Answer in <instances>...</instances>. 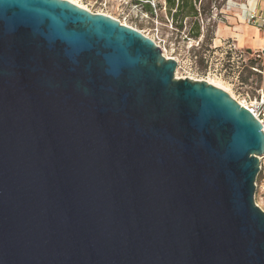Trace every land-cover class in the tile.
I'll return each mask as SVG.
<instances>
[{
  "label": "water",
  "instance_id": "95a60500",
  "mask_svg": "<svg viewBox=\"0 0 264 264\" xmlns=\"http://www.w3.org/2000/svg\"><path fill=\"white\" fill-rule=\"evenodd\" d=\"M70 0H0V264H264L260 122Z\"/></svg>",
  "mask_w": 264,
  "mask_h": 264
},
{
  "label": "rangeland",
  "instance_id": "374dc122",
  "mask_svg": "<svg viewBox=\"0 0 264 264\" xmlns=\"http://www.w3.org/2000/svg\"><path fill=\"white\" fill-rule=\"evenodd\" d=\"M75 1L92 12L106 13L151 38L165 57L177 61L174 78L220 81L218 85L234 98H238L244 89L252 91L264 83V75L251 70L249 61L237 57L230 60L228 41L215 35L217 25L226 21L227 15L236 13L230 5L239 0H198L195 4L198 15L184 17L182 26L179 25L180 15L177 21H172L165 0H150L151 11L146 10V0L137 3L135 0ZM197 26L199 32L195 36ZM261 165L264 168V160ZM261 176V172L256 176L254 201L264 210V180H260Z\"/></svg>",
  "mask_w": 264,
  "mask_h": 264
},
{
  "label": "crops",
  "instance_id": "0c3cea01",
  "mask_svg": "<svg viewBox=\"0 0 264 264\" xmlns=\"http://www.w3.org/2000/svg\"><path fill=\"white\" fill-rule=\"evenodd\" d=\"M230 6L235 8L236 13L227 15L226 21L217 25L216 37L226 39L244 52H261L264 60V0H239ZM246 9L257 12L261 19L248 22L244 16ZM260 180H264V177L261 176Z\"/></svg>",
  "mask_w": 264,
  "mask_h": 264
},
{
  "label": "built area",
  "instance_id": "2783aa9c",
  "mask_svg": "<svg viewBox=\"0 0 264 264\" xmlns=\"http://www.w3.org/2000/svg\"><path fill=\"white\" fill-rule=\"evenodd\" d=\"M244 16L248 22H254L257 19H261L260 14L249 9L244 11ZM228 49L231 52L230 60H233L234 57H237V59H241L242 61H249L250 65L248 67L251 70L257 72L258 74L264 75V60L263 54L261 52L247 53L236 48L232 43H228ZM230 60L228 61L231 62ZM235 100H237L239 104L247 108L253 114V116L260 122L261 128L264 132V83H260L252 91L244 89L238 94V98L236 97ZM259 160V172H261L264 177V168L261 165V161L264 160V153L259 156Z\"/></svg>",
  "mask_w": 264,
  "mask_h": 264
},
{
  "label": "trees",
  "instance_id": "16d2710c",
  "mask_svg": "<svg viewBox=\"0 0 264 264\" xmlns=\"http://www.w3.org/2000/svg\"><path fill=\"white\" fill-rule=\"evenodd\" d=\"M137 2H142L141 0H135ZM198 0H165L168 13L172 18V21L178 20V15H180V26H182V19L187 16L196 17L198 15V10L195 4ZM147 7L146 10L151 11L150 0H146ZM199 32L198 26L193 35L197 36Z\"/></svg>",
  "mask_w": 264,
  "mask_h": 264
},
{
  "label": "bare ground",
  "instance_id": "6f19581e",
  "mask_svg": "<svg viewBox=\"0 0 264 264\" xmlns=\"http://www.w3.org/2000/svg\"><path fill=\"white\" fill-rule=\"evenodd\" d=\"M71 2H74L75 4H77V5H79V6H82V7H84V8H86V9H88L87 7H85V6H83V5H81L80 3H78L77 1H75V0H70ZM89 10V9H88ZM106 14V13H105ZM108 15V14H107ZM123 23V22H122ZM124 24H126V23H124ZM206 81H208L209 83H212V84H214V85H216V86H219V87H221V88H223L222 86H220V85H218V83H220V81L218 82V83H215L213 80L211 81V80H206ZM224 90H226L225 88H223Z\"/></svg>",
  "mask_w": 264,
  "mask_h": 264
}]
</instances>
